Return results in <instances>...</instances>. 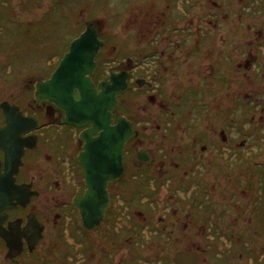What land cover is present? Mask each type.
Segmentation results:
<instances>
[{
	"label": "flooded vegetation",
	"instance_id": "1",
	"mask_svg": "<svg viewBox=\"0 0 264 264\" xmlns=\"http://www.w3.org/2000/svg\"><path fill=\"white\" fill-rule=\"evenodd\" d=\"M183 35L185 38L177 27L173 31H161V26L155 27L144 44L143 49L149 50L142 51L139 56H127V60L120 61L116 66L120 67L112 71L127 72L129 89L126 94L149 91L150 95L146 96L152 104L158 101L164 111L157 110L155 114L153 147L147 146L142 138L138 142V127L145 123L142 111H136L139 115L136 112L135 115L121 113L138 131L126 144L123 175L108 183L110 203L103 220L93 229L84 230L82 235L86 240L87 261L82 258V263H79L77 258H73L74 264H176V260L178 264H232L231 258H245V264H264V158L257 161L260 174H256L252 181L242 173L249 166H242L237 158L238 147L243 148L247 144L244 133L251 132L252 136L261 133L264 121L259 118L255 121L249 113L248 123H242L244 131L239 129L236 94L231 93V103L223 107L216 89L219 79L226 83L222 85L224 89L234 87L237 82L230 76L225 78L224 74H219V64L207 63L204 49L199 44L194 45L196 51L187 48ZM161 36H167L168 40H161ZM68 47L69 44L66 51ZM66 51L45 75L38 73L40 76L33 82L32 95L28 97L29 94L24 93L16 101H0V127L5 125L3 102L16 105L24 116L38 120L35 130L19 134L29 147L25 146L22 165L15 175L16 183L31 182L32 190L37 194L24 205L17 203L8 208L2 225L9 230V224H19L23 231L28 215L33 213L43 225L42 237L30 250L28 239L23 234L21 251L10 256V250L0 237V251H6L3 260L8 263L27 264L34 258L33 253L44 238V219L30 209L34 199L40 195L41 188L35 187V181L45 179L48 182L56 177L55 182L63 183L64 195L68 191L63 189H73L74 186L71 202L76 194L85 190L84 181L75 186L76 180L81 182L84 179L77 157L83 145L79 139L82 128L62 124L64 111L61 108L34 97L35 83L50 77ZM188 61L183 68L190 72L191 77L179 80L184 88L174 98L166 93L164 84L176 78L174 74ZM189 64L194 68L191 69ZM195 71L199 74L196 75ZM108 77L95 80L92 76V80L98 85L100 80ZM245 90L243 88L242 94L247 98L256 92L249 88V91ZM10 91L6 90V93L9 95ZM74 96L78 99L76 91ZM31 97L36 106L30 103ZM255 102L259 108L264 107L263 100L251 104ZM204 119L210 123L208 131L204 127ZM157 138L165 143L163 148H160L162 144ZM248 144L252 150H262L264 156V145L254 149L253 144ZM141 149L148 152L150 161L137 159V152ZM223 149L229 151L222 152ZM213 150H216L215 154ZM224 153L229 159L220 157ZM3 154L0 150V158ZM37 154L41 155L36 157ZM232 154L235 156L230 158ZM43 159L63 170L52 174L49 172L52 166L44 172L40 168V171L33 169ZM66 165L72 174L73 184L68 183L70 185L64 181ZM132 167L131 174H128ZM73 209L78 213L75 207ZM99 231L101 245L93 240ZM80 245L84 246L83 243Z\"/></svg>",
	"mask_w": 264,
	"mask_h": 264
},
{
	"label": "rangeland",
	"instance_id": "2",
	"mask_svg": "<svg viewBox=\"0 0 264 264\" xmlns=\"http://www.w3.org/2000/svg\"><path fill=\"white\" fill-rule=\"evenodd\" d=\"M89 22H97L100 38L104 40L96 57L97 68L93 75L95 80L116 71L120 67L116 66L120 61L127 60V56H139L142 51L149 50L143 49L144 44L152 36L155 27L161 26V31H173L177 27L178 32L185 34L183 39L187 48L194 49V45L199 44L204 49L207 63H219V74L226 73L231 79H242L249 84L247 87L244 83L235 84L232 88L224 89L222 85L226 83L219 79L216 89L221 96V100L218 99L221 106L227 107L231 103V93L236 94V103L239 99L244 103L246 97L242 94L243 88H246L245 91H249L247 88L257 91L260 99L264 96V0H0V82L11 86L9 88L13 90L8 95L4 87L0 86V101H16L24 93L29 94L28 97L32 95L33 82L50 70L72 39ZM163 38L164 41L168 40L167 36H161V40ZM189 62L184 63L179 72L174 74L176 78L164 84L167 86L166 93L174 98L184 88L179 80L191 77L190 72L183 68ZM148 63L151 65V61ZM190 68L194 67L190 65ZM195 73L197 75L199 71ZM227 75H224L225 78ZM146 95H150V92L132 91L121 94V102L115 112L135 115L137 110L142 111L145 123L138 127V142L142 138L147 146L153 147L155 114L157 110L164 111V108L158 101L152 104ZM255 96H252V102L255 101ZM212 100L215 101L214 98ZM30 103L36 106L32 97ZM252 107L253 110L248 108L246 111L255 117V121L258 118L264 121V107ZM243 111L244 107L238 108L236 105V115ZM209 125V121L204 119L207 131L210 130ZM263 130L264 124L260 128L261 132ZM243 137L247 144L243 148L238 147L237 158L241 160L242 166H249L242 173L248 181H252L256 174H260L257 161L264 156L262 157V150L258 151L260 156L254 150L250 153L253 147L248 143L262 147L264 141L257 143L254 139L248 140L252 137L251 132L244 133ZM157 141L161 142L160 148H163L165 143L159 138ZM213 151L215 154L216 150ZM225 151L229 149H223L222 152ZM234 156L232 154L230 158ZM220 157L229 159L226 153ZM248 161L250 164H247ZM29 164L31 165V161ZM36 165L38 166L32 168L39 171L41 169L42 172L49 171L52 166L49 171L52 174L63 170L45 159ZM67 166L64 169L67 172L64 180L66 185L73 184L72 174ZM132 169L133 167L128 174H131ZM55 178L48 182L45 179L35 181V187L41 188L37 187L40 195L34 199L30 209L44 219L45 229L44 238L33 253L34 258L27 264H74L73 258H77L79 263H82V258L87 261L86 240L82 236L84 229L71 202L74 186L73 189H63L68 191L64 195L63 183L55 182ZM82 181L84 179L81 182L76 180L75 186L81 185ZM93 240L102 244L100 231L93 236ZM81 243L84 244L83 247H80ZM5 252L0 251V264H14L3 260ZM231 260L232 264H245V258Z\"/></svg>",
	"mask_w": 264,
	"mask_h": 264
},
{
	"label": "water",
	"instance_id": "3",
	"mask_svg": "<svg viewBox=\"0 0 264 264\" xmlns=\"http://www.w3.org/2000/svg\"><path fill=\"white\" fill-rule=\"evenodd\" d=\"M103 45L97 22H89L72 39L50 77L35 83L34 91L36 100L54 103L64 111L62 124L82 128L79 139L83 145L77 157L83 168L85 190L76 194L72 202L84 230L93 229L103 220L110 203L108 183L123 175L125 147L136 134L132 122L124 114H115L119 96L129 89L127 72H113L98 85L92 80L97 68L96 57ZM1 108L5 125L0 127V150L4 153L0 158V237L10 250V256L21 251L23 234L30 250L42 237L43 225L33 213L28 215L23 231L19 224H9V230L2 225L8 208L17 203L24 205L37 194L31 182L16 183L15 175L22 165L25 146H28L19 134L35 130L38 120L24 116L16 105L8 102H3ZM137 159L150 161L151 156L141 149Z\"/></svg>",
	"mask_w": 264,
	"mask_h": 264
},
{
	"label": "trees",
	"instance_id": "4",
	"mask_svg": "<svg viewBox=\"0 0 264 264\" xmlns=\"http://www.w3.org/2000/svg\"><path fill=\"white\" fill-rule=\"evenodd\" d=\"M219 64V63H218ZM224 75H227L226 73L224 74ZM227 76H229V75H227ZM225 77V76H224ZM231 77V76H230ZM227 78V77H226ZM235 79V81L237 82L236 84H241V82L242 83H244L245 85H249L246 81L244 82L242 79H237V78H234ZM238 86H240V85H238ZM256 96V98H255V101L256 100H263V102H264V96H262L261 94V96L263 97L262 99H260L259 98V96L257 95V91L254 93ZM244 97H246L245 95H244ZM253 99V97L251 98H247L246 97V100H245V102L243 103V102H241V99H239V100H237V106H238V108H240V107H244V111L241 113V112H239L237 115H236V117L238 118V124H239V129L240 130H243L244 131V129H242L241 128V123H243V122H245V123H248V117H249V112H247L246 110L248 109V108H250V110H253L254 108L252 107V106H257V102H255V103H257V104H251V100ZM248 131H246L245 133H247ZM262 138H264V132H261V133H258V134H256V135H254V136H252L250 139H248V140H253L254 139V141H256L257 143L258 142H260V141H262ZM257 139H259V141L257 140ZM254 147H256V144L254 145ZM253 150H251L250 151V153L252 152ZM255 151V150H254ZM259 150H257L256 152H258ZM258 155L260 156L261 154L258 152Z\"/></svg>",
	"mask_w": 264,
	"mask_h": 264
},
{
	"label": "bare ground",
	"instance_id": "5",
	"mask_svg": "<svg viewBox=\"0 0 264 264\" xmlns=\"http://www.w3.org/2000/svg\"><path fill=\"white\" fill-rule=\"evenodd\" d=\"M194 51H196V49H194ZM0 86H3L5 90L10 91L6 83H2V82H0ZM9 87H10V86H9ZM34 91H35V90H34ZM133 128H134V127H133ZM134 130H135V132L138 131V130L135 129V128H134ZM31 188H32V187H31ZM34 191H35V190H34Z\"/></svg>",
	"mask_w": 264,
	"mask_h": 264
}]
</instances>
